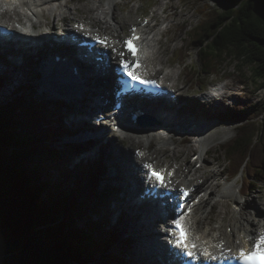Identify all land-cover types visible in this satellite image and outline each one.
<instances>
[{
    "label": "trees",
    "instance_id": "obj_1",
    "mask_svg": "<svg viewBox=\"0 0 264 264\" xmlns=\"http://www.w3.org/2000/svg\"><path fill=\"white\" fill-rule=\"evenodd\" d=\"M220 1L224 9L208 7L205 20L188 29L200 58L190 79L221 75L224 65L235 64L250 69L256 89L264 90V0ZM15 96L0 105V264H133L126 238L120 254H107L117 234L106 203L117 186L100 191L94 178L101 170L72 168L92 144L57 146L67 129L64 104L51 110L34 96ZM262 105L235 106L224 115L238 123L222 149L230 179L245 176L244 192L264 184Z\"/></svg>",
    "mask_w": 264,
    "mask_h": 264
},
{
    "label": "rangeland",
    "instance_id": "obj_2",
    "mask_svg": "<svg viewBox=\"0 0 264 264\" xmlns=\"http://www.w3.org/2000/svg\"><path fill=\"white\" fill-rule=\"evenodd\" d=\"M66 1L68 0H65L63 3H61L60 8L51 14V17L49 20V22L54 20V26L53 24H48V25L49 27L53 26L54 31L56 33H61L60 32V28L62 24V20L60 19L61 14L65 15L66 17V21H67L66 27H72L75 29H79L80 22L82 21L85 22L84 18L87 16L90 19L86 21L89 25L92 24V21L95 20V16L101 15V19L105 21L104 19H105L107 10H108L106 7L108 5L107 3L112 1V2H116L117 4L116 7L114 8L115 16H117V19L113 22L112 28L109 30H106V32H113L116 34V36L120 33V37L122 39H124L126 35L130 34V29H131L132 24L140 22L144 15L148 14L149 16L154 17V15L157 14V12L161 11L163 4L166 5V7L168 6L164 12H160V15H157L156 19H152L151 24H154L156 26L150 32H155V31L158 32V31L165 30V33L161 37L162 43L160 44V46H162V49L164 50L162 57L164 56L163 58L165 62L166 63L168 62L167 64L169 65H173V67L165 69V71L162 72L161 74L170 72L173 69L179 72L184 69V72L181 75L180 81L177 84V88L180 90L182 89L180 91L181 92L180 103L182 104L185 103L187 106H190V107L194 103L193 105L197 106L196 104L197 103L196 102L197 93L202 91L205 88H208V86L214 82L225 84L227 85V87L224 89V92H225L224 96H221V98L224 99V102L221 105L222 109L219 110L217 107H215L214 109H209V108L205 109L204 106L202 107L207 111L206 116L207 115L210 116V118L205 119V122L215 123L217 125L215 130L211 128L208 133L209 136L207 138V147H209L210 151L207 153L206 162L202 165V167L200 168L199 164L197 165L196 162L192 160V156L194 155V153L197 154V151H198V149L193 148L195 146L194 140L196 139L195 138L196 133L194 132L188 133L180 129L176 130L175 132L176 139L174 142L176 143L172 145L173 147L170 146V144L166 146V149L169 152L161 153L158 156L159 167H162L166 164H171V165L173 164L181 165L182 164L183 165L182 167L184 168V169L182 168V172L186 173L187 178H190L192 175L191 173H193L194 170L197 169L198 172L196 171V173H198L199 174L198 176L200 177H198L197 180H193L192 182L188 183V186H190V188L191 186L198 187L197 185L198 181L201 180V178L203 179L206 176H209V171L212 173L217 168L218 176H214V178L213 176L212 177L210 176L211 183L219 184L218 187H224L225 185L227 186V185L233 184L234 185L233 189L236 192H239L243 188V192H241V194L242 193L243 194L242 195L240 194L237 199L240 202L239 204H242L240 209H236L232 201L228 199L225 205L217 204L211 210L212 213H210L209 219H211L210 222L212 221L213 225L217 227L218 225H222V222L220 220L221 217L225 218V220L223 221L224 227L221 228L220 231H224V229L226 230L223 241L224 243L226 242L225 247L227 248L229 247L228 248L229 251H232L235 248L236 243L234 240H236V242L237 241L242 242L245 239H249L247 236H249L250 234L251 227L249 226L250 223L246 219L245 213H248L250 215V217L252 218L256 226H258L260 229L262 228V225L264 224V218L256 216L257 212L254 207V201H256L257 204H259L260 208L262 209L260 213L262 214V212L264 211V184H262L259 187H252L249 189L248 192H244L245 190V186H244L245 176L244 175H241L232 181L227 180V177L229 175L228 170H227L228 163L226 162L222 146L226 144L227 142H229L235 136L236 126L238 125V123H236L235 119H232V120L230 118L224 119L223 115L229 116V114L232 112V109L235 106H239V105H243L247 107L249 105H254L258 109L261 108L263 106L262 104L264 103V90L256 89L257 84L253 80L250 69L246 68L240 71L241 69H239L235 64L224 65L223 68H221V71H222L221 75H216V76L214 75L209 78L198 77L196 78V80H194L193 83L192 81L188 80V76H189L188 74H191V71H193L192 69H195L200 64V58L198 56V53L194 50H191L190 48L188 29L190 30L191 28L196 27L198 24L202 23L205 20L203 10L207 9L208 7H212V8L217 7L220 9H224L226 7V3H223L220 0H119V1L118 0H72L69 4L66 5L65 4ZM94 5L97 7L100 6L99 13L98 12L91 13L87 9ZM13 13L15 12L8 11V13H4V9L0 7V23L6 24V25L13 23L12 21H14L16 17V15ZM47 13H49L48 10H47ZM123 18H128V23L126 26H124V28H120L119 24H117V21L119 20L122 21ZM165 18H166V22H164ZM48 25L46 22H44V24L41 27L42 30L36 29V32L38 31L42 32L44 29L48 30L49 29ZM99 25H101V23H99L98 25H94L92 27V31H95L96 33L101 32V34H106L104 30H101V27ZM184 25L187 26L186 29H181L182 26ZM123 29H124V33H122ZM114 42L118 44V42L120 41L115 40ZM120 44L121 43H119L118 45ZM122 48L123 47L121 45V49ZM7 67L8 69H10V71L6 73L7 75H11L15 72V69H13L11 66L7 65ZM28 69H30L29 74L27 73L28 77L27 78L21 77L20 79H18V82H17L19 83V85L23 86V88H20L21 87L20 86L17 89L15 82H12L10 83V85H7V86L5 85V87L3 88L0 87V105L1 106L4 105L8 100H12L13 98H15L16 97L15 95L17 93H21L23 96L29 97V98L30 96H34L38 101L49 106V109L51 110H53L55 106H58V109H61V107H59V104L61 103L62 100L67 99L65 96L61 95V94H64L62 93L63 91L61 90L60 92H57V93H52L48 91L49 88L50 89L53 88L54 86L53 83L56 80H52L51 82H48L47 83L48 86L45 87L43 85L44 81L41 80V78H36V76L34 75L35 70H33V67L32 66L31 68L28 67ZM26 72H28V70H26ZM6 78H9V77L6 76ZM185 79L187 81L184 84L183 81ZM199 79L202 80V83H201L202 85L206 84L205 86H203V88H199L198 86H196ZM6 82H9V80ZM104 85L105 83L100 82L98 86V92L94 95L99 96L100 98L103 96H106L107 94L106 90L105 91L102 90ZM229 93H232V94L229 95ZM80 94L82 96L86 95L87 101H83L81 98H76L74 100H71L70 103H68L65 100L63 102H65V105L67 106V108L62 109L60 113H61V116L64 118V120H66L65 126L70 127L71 125H74V126L80 127V129H83V130L84 129L89 130L91 128L87 127L85 121H81V119H78V117L82 118L83 120L86 118V116H84L86 107L85 106L80 107V102L81 104L85 102V105H88L87 108H89L93 104V99L89 91H87L86 88H83ZM253 112L254 110L250 108L249 114L252 115ZM184 115L185 113H182L179 115L178 113H175L173 115V116H177V121L175 123L176 124L182 123L183 120H190L193 122L197 121L194 124L195 131H201L198 127L200 125L202 126L203 124L204 119H201V118H205L206 116L184 117ZM93 116H95V113L92 114V117ZM178 118H182V119H178ZM71 119H72V122H71ZM191 119H196V120H191ZM173 126L174 125H172V128H175ZM72 127L73 126H71V128ZM73 128L74 130H76V127H73ZM106 129L111 130L109 126H106ZM70 130L71 129L67 128L65 130V133H68ZM161 130H162L161 135H163L164 132L168 135L170 131V129H167L159 125L155 129V131H161ZM132 131H133L134 136L137 139L143 140V139H146L147 137V133H143L142 131H139L137 129L136 130L134 129ZM118 137H115L116 138L115 140V138L111 136L112 142L115 141L114 144L118 143L123 146V143H122L123 141L125 143L131 142L128 136L124 138V140H119L117 139ZM106 138L107 137H104L98 140L95 147L93 146L89 153L83 154L81 155V157L76 159L74 161L72 168L74 166H80L82 168L84 166L92 165L96 169H99L102 171L103 170V159L104 157H106V153L109 152L113 146L111 145V141ZM182 138L186 139L183 142V144L180 143ZM67 140L68 139L64 138L65 142H68ZM72 140L73 139H70V141ZM64 141L62 143H65ZM153 142H154V139H153ZM57 146H60L61 148L63 147L61 145H57ZM146 146H147L146 143L145 145L142 143H139L136 145L135 149H139V148L142 149L143 147L145 148ZM170 147L172 148L171 150H170ZM175 147H176V150L174 151L179 153L178 160L173 159V149ZM125 150L127 149L124 148V151ZM146 150L148 151V153H150L148 149ZM152 158H155V156L153 155L149 156V160H152ZM190 162H192L193 166L190 165ZM236 180L238 181L237 183L234 184ZM178 181L181 182L183 180L179 179ZM187 181L188 180H185L184 182H187ZM94 182L99 185L100 191H103L106 188L109 189L108 187H111V188L113 187L111 184L108 186H107V183L103 184L101 180V174L98 175L97 178L95 177ZM112 192H113V197L106 203V207L108 209L107 211L111 215L110 225L117 227L116 228L117 238H116L115 244H113L110 248L111 252H108L107 254H115V253L120 254L119 247L122 241L121 238L127 239L126 236H128L127 235L128 232L124 233V229L127 230L126 224L129 220L133 218H128V215H125L121 219L120 217L119 219L118 217H116L118 213V208H114V206L116 204L115 198L117 197V194H114L115 190H113ZM251 197L253 201L251 200ZM125 202L127 204V201ZM124 204L125 203H122L121 205L123 206ZM204 210L205 209H203V207L202 208L200 207L197 212L196 217L200 218L204 214ZM125 211L126 209H124V212ZM208 211L209 210H207L205 213L207 214ZM124 214H128V213H124ZM207 221L208 220H203L202 226H205ZM150 228H151L150 232L152 234L153 229L154 228L157 229L158 226H153L152 224ZM119 234H120V237H119ZM243 236L244 238H242ZM237 238H241L242 240L240 239L238 240Z\"/></svg>",
    "mask_w": 264,
    "mask_h": 264
},
{
    "label": "bare ground",
    "instance_id": "obj_3",
    "mask_svg": "<svg viewBox=\"0 0 264 264\" xmlns=\"http://www.w3.org/2000/svg\"><path fill=\"white\" fill-rule=\"evenodd\" d=\"M61 1L62 0H20L21 3H24L25 7H27L29 4V8L31 10H33L36 14L40 13L41 18L36 20L34 23L37 26V28H39L40 30H42L41 27L44 24V22H46L47 25L53 24V26H54V20L49 22L50 19L46 14L51 15L54 12L55 8L61 6V4H60ZM69 3H70L69 0L65 2L66 5ZM107 4L108 5L106 7L108 10H107V13H106V16L104 19L105 21H103L101 19V15L95 16V20L94 21L91 20L92 24H90V25H98L99 23H101V25H99L101 27V30H109L112 28L113 22L117 19V16H115V11H114V8L116 7L117 4H116V2H112V1L108 2ZM5 5H8L10 8L13 7L12 6L13 4H9L8 2L0 0V7L2 6V8H3ZM165 6L166 5L163 4L162 8H164L166 10V8L168 6L167 7H165ZM13 9H15V7H13ZM87 9L91 13H93V12L99 13L100 6L97 7L94 5L92 7L87 8ZM47 10L49 11V13H47ZM157 15H160V13L155 14L153 19H156ZM62 16L64 19H66L65 15L62 14ZM42 17H43V19H42ZM166 18L164 19V22H166ZM84 19H85V22L87 20H90L88 18V16L85 17ZM43 20H44V22H43ZM82 22H84V21H82ZM127 23H128V18H123L122 21L121 20L117 21V24H119L120 28H124V26H126ZM87 25L90 26L88 23H87ZM134 25H136V24H132V26H134ZM53 26L49 27V25H48V27H49L48 30L44 29L42 32L31 36V39H30V41H28V43L31 45L32 48L27 49V48H23V47L19 46L18 49L12 48V49L6 51V54H7L6 64L1 60V56H0V82L4 81L6 86L10 85V83H12V82H15L17 89H18V87H19V83H17L18 79H20L21 77L27 76L29 74V71H30V69H28V67L26 66L27 62L29 60L28 57L33 54L34 49H37V50L42 51L43 57L52 59V61L49 62V64H50L49 67H52L53 65L58 66L59 73L62 76L65 75L63 72H67V73H68V71L71 72V73H69V78H70L69 80L74 82V89L71 90L69 87L62 85V87L60 88V90L63 91L62 93H64V94H70L71 93L72 95H79L80 89L88 88V89H93L92 95L94 96V94H96L98 92V88H96V87L99 86V84L98 83L96 84L95 83L96 81L93 79L94 75L98 71L95 67L96 63H94L93 65L82 64L79 62L80 59H79L78 53L73 52V50H69V46L64 48V47H57L56 45H53V42L56 39L55 38L56 34H55ZM155 26L156 25L150 23L147 26H145L144 30L142 31L143 35L147 34V37L145 36V38H146L145 46L147 48V51H146L147 54L144 55L147 68H149L150 66H154V64L156 66L157 65L166 66V64L168 63V62L167 63L165 62V60L163 58L164 56L162 57L164 50L162 49V46H160V44L162 43L161 37L165 33V30L164 31L163 30L158 31V32L154 30L155 32H150L151 30H153V28ZM66 29H68L71 32H72V30L73 31L75 30V28H72V27H66ZM132 29H133V27H132ZM45 30H47V31H45ZM122 33H124V29H123ZM106 34H108V33H106ZM36 39L38 41H36V43H35ZM39 40H42L45 43L46 47H44V45ZM115 40L120 41V42H118V44L119 43L123 44V41H124V39H122L120 37V33L117 36H116V34H115V36H113V39L108 46V48H110L111 65H110V67L109 66L106 67L108 72L105 75L100 76L98 78L99 80H102L103 83H105L103 90L104 91L106 90L109 98L113 97V94H114L116 86H117L116 77L113 74V65L118 64V62L121 60V58L123 56H124V58H126V56L128 55L126 50L121 49V44L118 45L117 43L114 42ZM37 44H39V45H37ZM68 45H70L71 47H74V45L72 44V40H70L68 42ZM83 48L88 49V47H83ZM108 48H105V50H107ZM94 49H96L95 50L96 52H94L95 55L100 54L99 49H97V48H94ZM120 53H123V55L121 56ZM36 54H38V52H36ZM57 56L59 57V60L56 59ZM100 56H101V54H100ZM64 58H66V60H64ZM71 64H75L78 66V73L77 74L74 73L72 68L69 67ZM7 65H11V67L13 69H15V72L13 74H11V75L6 74L10 71V69H8ZM23 69H24V71H23ZM26 70H28V72H26ZM151 72L154 75H156L158 72H160V69L154 70V68L152 67ZM183 72H184V69L180 72L174 71L173 73H167L165 75V78H167V80H172V81H175V83H178L180 81V78H181V75L183 74ZM72 74H73V76H72ZM6 76L9 78H6ZM52 77L53 76H49V78H52ZM76 78L79 80V81H77L78 82L77 85L75 82ZM47 79H45V82L47 81ZM8 80H9V82H6ZM186 81L187 80L185 79L183 81V83L185 84ZM57 82H62V81H60V79H56V81L53 84H56ZM216 85H218V84H216ZM44 86L47 87V84L44 83ZM168 88H170V87L168 86ZM181 90L178 89L177 91H181ZM230 94H232V93H229V95ZM193 104L191 105V107L189 106L186 109L185 113L187 115H191L194 117L206 116V114H207V111L205 110L206 108L204 109V108H202L203 106H195ZM153 106L156 108V110L153 111V114H155L161 120V125H159V126H163L167 129H170L168 135L165 132H164V134H166L167 136L164 134L161 135L162 130L161 131H155V129L157 128L158 125H156L155 127L154 126L153 127H143L140 125V128H141L140 129L139 127H131L129 125L128 120L124 119L123 120L124 126L122 127V130H123V132H126L128 134V137L130 138L131 142L122 146L121 144H118V143L114 144L115 141L113 140L114 142L111 144V145H113L111 150L106 153V157H104V159H103V170L101 171L102 172L101 180H102L103 184L107 183V186L110 184H114L116 182H120L122 185L125 184L126 190L128 192L127 196L129 199V203L126 204L124 207V209H126L125 212H124V209L121 210L123 208V206L121 204H117L118 211H121V212H118L116 217H118V219L120 217V219H121L125 215H128V218H133L127 222V224H126L127 230L124 229V233L128 232L127 233L128 237H132V235L134 236L133 247L137 250L139 255L142 257L141 258L139 256V258L142 259V262L144 264H174L173 258L170 256V251L173 250L174 244H172L171 246H170V244H168L169 242L167 241V236H166L168 234L162 233V234H160L162 236H160V235L157 236L159 233L164 231V229H163L162 223L159 220H156L155 217H153V213H159V212H162L163 210L159 206H156V205L151 206V205L145 204V202L139 203L137 200L140 198L139 194H138L140 191V188L145 186L144 178L142 177V172H143V169L145 168V165L153 163L154 165L159 166L158 156L161 153L169 152L166 149V146L168 144H170V146H172L174 143H176V142H174L176 139V137H175L176 129L172 128V126L170 124V122L177 121V118H174V119L170 118V115L174 112L172 110L174 108L171 106H167L166 104L164 105L163 103H161V101H158L156 104H153ZM151 108L152 107L149 104L144 106L145 110H148ZM99 116H101V115H96L94 120ZM207 118H210V116L207 115L203 120L202 126L200 125L198 127L201 131H195V128H192L189 131V133H193V132L196 133L195 134L196 139L194 140L195 146L193 148H196L199 150V151H197V153L199 152V157L196 158V153H194V155L192 156V160H194L197 165L199 164L200 168L206 162V157H207L206 155L210 151L209 147H207V138L209 136L208 133H209L211 128L213 130H215V128L217 126L215 123L205 122V119H207ZM78 119H81V121H83L82 118L78 117ZM71 122H72V119H71ZM85 123H86V126L91 128V129H89V130L84 129L83 130V129H80V127H78V126L71 125L73 127H76V130H74V128L72 127V129H73L72 136H70V137L64 136V138L70 140V139H76V138H85L88 136H95L96 131H98V133L100 134L99 138H101L107 134L106 124H102L101 127H98L93 122H86L85 121ZM75 124H77V123H75ZM121 124L123 125L122 122H121ZM67 128H69V127H67ZM95 129H97V130H95ZM134 129L140 130L143 133H147L146 139H143V140L137 139L134 136L133 131H132ZM182 130H184V128H182ZM135 133H136V131H135ZM113 137L114 138L118 137V133L113 132ZM157 138H158V140H157ZM94 139L96 142L99 140L98 136H95ZM153 139H154V142H153ZM59 140L61 141V138ZM115 140H116V138H115ZM155 140H156V142H155ZM185 140H186L185 138H182L180 143L183 144V142ZM139 143H142L144 145L146 143V145H147L145 148L144 147L142 149L140 148L141 153H144L143 156L137 155V152H136L137 149H135L136 145ZM159 143H160V145H159ZM124 148L127 150L124 151ZM96 149H98V148H96ZM96 149H94V150H96ZM146 149H148L150 153H148V151ZM171 149L172 148L170 147V150ZM174 150H176V147L173 149V159L178 160V156H179L178 154L179 153H177ZM131 152H133V154ZM151 155L155 156V158H152V160H149V156H151ZM166 165H168V164H166ZM166 165H164V166H166ZM190 165H192V162H190ZM182 166H183L182 164L181 165H179V164L174 165L173 164L171 167L173 170L174 169H176V170H175V176H173V178H172L173 181H171L170 187L174 188V190L176 191V194L179 192V189H180L179 187H181V186L183 187L180 190H182L184 188L188 189L190 187V186H188V183L192 182L193 180H197V178L200 177V176H198L199 174L196 173L197 169H195L194 172L191 173L192 174L191 177L187 178L186 173L182 172V168H183ZM210 167H212V166H210ZM220 171H222V170H220ZM210 176L211 177L213 176V178H214V176H218V169L216 168L215 171H213L212 173L209 171V176H206L203 179L201 178V180H199L197 183L198 187H196V186L192 187L191 186V189L193 191L192 196H194L193 200L197 196H200L202 198V200L199 204L194 205L195 206L194 214H196V212L199 210L200 207L201 208L203 207V209H205L204 214L200 218H198V217L196 218V223H195L193 228H195V231H196L195 239L197 241L200 242L201 237H203L204 239L208 238L209 239L208 242L210 244V247L218 248L215 245V242H217V244H220L223 242L224 237H225L224 234H225L226 230L224 229V231H220V229L224 227L223 221L225 220V218L221 217L220 220L222 222V225L219 227V229H216L215 227H211L210 226V219H209V217H210L209 215H210V213H212L211 210L217 204L225 205L226 201L228 199H230V201H232L233 205L239 204L240 202L237 199H238V197L240 195V191L242 189L239 192H236L233 189V186H234L233 184H230L227 186L225 185L224 187H218L219 184L211 183ZM179 179H181L183 181L180 182V181H178ZM185 180H188V181L184 182ZM227 180H229V179L227 178ZM237 181L238 180H236V182H234V184L237 183ZM242 192H243V190H242ZM251 200L253 201L252 197H251ZM254 207H255L256 212H257L256 216L264 218V211L262 212V214L260 213L262 211V209L260 208L259 204H257L256 201H254ZM166 210H168V208H166ZM207 210H209V211L206 214L205 212ZM175 212H176V210H175ZM124 213H128V214H124ZM194 214L184 215V213H183V215L177 214V216H180V217L183 216L186 220H194V217H195ZM245 215H246V219L250 223L249 226L251 227L249 236L246 235L249 239H245L242 242H238V241L236 242V240H234L236 243L235 248L232 251H229V249H228L229 247L227 248L224 245L223 249L220 250L221 253H225V254H229V255L234 256V255L239 254V250L241 248L246 249V250H251L255 240L261 234V231H264V224L262 225V228H261L262 230H261L258 226H256V224H254L252 218L250 217V215L248 213H245ZM203 220H208L206 222L207 225L205 226V228L204 227L202 228L200 226V224L203 223ZM187 222L190 224V221H187ZM152 224H153V226L158 225V228L157 229L154 228L153 232L151 234V232H150L151 228L150 227ZM206 228L210 229L211 232L208 233V230ZM217 230L220 231V234L218 236H215L213 233H214V231H217ZM242 238H244V236ZM237 239L242 240L241 238H237ZM130 252H131V250H130ZM199 254H201V249L199 250Z\"/></svg>",
    "mask_w": 264,
    "mask_h": 264
},
{
    "label": "snow or ice",
    "instance_id": "obj_4",
    "mask_svg": "<svg viewBox=\"0 0 264 264\" xmlns=\"http://www.w3.org/2000/svg\"><path fill=\"white\" fill-rule=\"evenodd\" d=\"M134 39H138V37L133 36L129 40L125 41V44L130 45L132 40H134ZM100 43L104 44L105 41L102 40V41H100ZM129 50L131 51V49H129ZM120 55L122 56L123 53H120ZM120 63L123 64L125 71H127L129 69V67H130L129 62H127L126 60H122V61H120ZM129 74L132 75L133 79H139V77L135 76L134 74H132V73H129ZM145 82H147V81H145ZM145 167L151 168V165H145ZM148 178L149 179L155 178L156 181H158L161 185L164 184V181L160 178L159 174L155 170L151 171L148 174ZM173 222L175 223L177 232L179 233V231L181 230V219H175ZM176 243L181 245L185 250L190 249V247L191 248L195 247V245L190 246V245L184 243L183 238L179 237V236L177 238ZM187 254L189 256L193 255L192 251H190V250H188ZM261 254H264V232H261L258 239L255 240L251 250H246L243 248H241L239 250V259H241L244 262V264H261V262L257 259V257L260 256ZM204 255L208 256L209 254L207 251H205ZM212 259H215V257H212Z\"/></svg>",
    "mask_w": 264,
    "mask_h": 264
},
{
    "label": "water",
    "instance_id": "obj_5",
    "mask_svg": "<svg viewBox=\"0 0 264 264\" xmlns=\"http://www.w3.org/2000/svg\"><path fill=\"white\" fill-rule=\"evenodd\" d=\"M59 92L61 91L60 89H57Z\"/></svg>",
    "mask_w": 264,
    "mask_h": 264
}]
</instances>
